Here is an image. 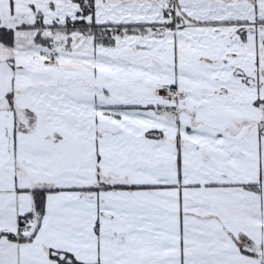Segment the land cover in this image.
I'll list each match as a JSON object with an SVG mask.
<instances>
[{
  "label": "snow or ice",
  "instance_id": "snow-or-ice-1",
  "mask_svg": "<svg viewBox=\"0 0 264 264\" xmlns=\"http://www.w3.org/2000/svg\"><path fill=\"white\" fill-rule=\"evenodd\" d=\"M0 264H264V0H0Z\"/></svg>",
  "mask_w": 264,
  "mask_h": 264
}]
</instances>
